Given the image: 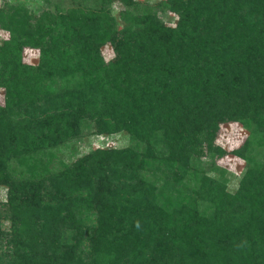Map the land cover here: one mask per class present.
<instances>
[{"label": "trees", "instance_id": "trees-1", "mask_svg": "<svg viewBox=\"0 0 264 264\" xmlns=\"http://www.w3.org/2000/svg\"><path fill=\"white\" fill-rule=\"evenodd\" d=\"M94 1L37 23L15 9L3 25L0 264H264V0H167L176 28L134 12L135 0ZM28 48L40 51L37 74ZM228 122L249 131L236 192L216 164ZM92 127L133 147L91 150L34 180L46 168L36 153ZM205 155L211 172L198 168ZM12 161L27 167L21 178Z\"/></svg>", "mask_w": 264, "mask_h": 264}, {"label": "rangeland", "instance_id": "rangeland-1", "mask_svg": "<svg viewBox=\"0 0 264 264\" xmlns=\"http://www.w3.org/2000/svg\"><path fill=\"white\" fill-rule=\"evenodd\" d=\"M85 0H0V47L4 42L10 41L12 38L11 31L7 30L4 24L8 22V19L13 14L15 9H21L23 13H28V16L32 18L33 23L43 17L48 19L45 14L58 15L60 12H66L70 8L83 4ZM88 1V0H87ZM137 3V10L133 8V11L139 14L145 13L147 9L155 12L157 17L165 22V24L171 28H176L178 17L175 13L169 11L165 5L167 0H135ZM91 7H101L100 4L93 0H89ZM84 5H87L85 3ZM139 9V10H138ZM125 6L119 2L111 5V11L115 16L119 27H122L123 20L121 14L125 11ZM5 20L7 22H5ZM102 53L107 61H111L115 58V51L113 46L108 43L102 48ZM23 60L25 65L31 66L30 72L33 74L38 73L39 65L41 63L40 51L35 49H25L23 53ZM58 82L57 84H61ZM6 90L0 88V105L6 103ZM249 136V131L241 124L235 122H228L222 124L221 129L216 139V145L224 150L222 157H218L216 164L219 168L227 171L229 176L228 188L231 192H236L239 188V181L247 171V162L243 156L236 154V151L241 150L245 141ZM134 144L129 139L126 133H118L116 135H96L94 128L85 131V135L79 141H71L64 144L62 147L52 149L45 152L36 153L33 158L38 164L40 160L42 164H46V168H42L40 165V172H37V177L34 180L46 179L48 174L60 172L68 165L74 164L77 160L83 158L91 150L98 148L106 149L111 147L126 148L131 147ZM133 147V146H132ZM256 156L258 160H264V145H261L258 149L256 147ZM21 162L12 161L9 165L12 167L9 172H14L16 178H21L23 174H26L25 169L20 165ZM199 167H198V166ZM196 167L203 169L204 172H211V160L205 155L197 163ZM141 175L146 174L149 176L147 169L140 171ZM140 175V176H141ZM140 176H130L135 180H139ZM134 182V181H133ZM10 188L6 183L0 184V206H4L9 203ZM87 209V208H86ZM2 227L4 230L9 231L11 228V220L4 218L2 220Z\"/></svg>", "mask_w": 264, "mask_h": 264}]
</instances>
